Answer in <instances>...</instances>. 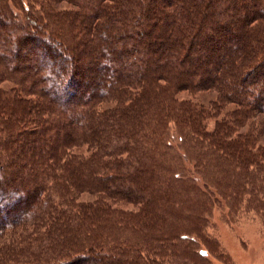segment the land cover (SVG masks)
Listing matches in <instances>:
<instances>
[{
	"label": "trees",
	"instance_id": "16d2710c",
	"mask_svg": "<svg viewBox=\"0 0 264 264\" xmlns=\"http://www.w3.org/2000/svg\"><path fill=\"white\" fill-rule=\"evenodd\" d=\"M4 19L0 264H208L188 234L225 197L264 224V0H0Z\"/></svg>",
	"mask_w": 264,
	"mask_h": 264
},
{
	"label": "rangeland",
	"instance_id": "374dc122",
	"mask_svg": "<svg viewBox=\"0 0 264 264\" xmlns=\"http://www.w3.org/2000/svg\"><path fill=\"white\" fill-rule=\"evenodd\" d=\"M58 7L68 8L71 6L68 3L61 2ZM12 20V19H11ZM3 25L6 26V29L0 32L4 35L12 29H10L14 24L13 21L4 19ZM146 30V29H144ZM148 30V29H147ZM153 30V29H152ZM154 31H156L154 29ZM153 32L148 35L149 38H152ZM144 37L139 38V44L144 43ZM123 43H126L124 41ZM167 42L160 41L159 44L154 47L156 51H163V46L167 45ZM6 44V43H5ZM47 69L51 68L55 71V67L51 62L46 63ZM102 72L100 73L101 76ZM54 78L57 77L58 71H55L53 74ZM191 96L193 99H199L201 101H207L213 95L210 92H199L196 93L197 96L190 95L186 91H181L178 93V98H184L186 96ZM16 126L20 128L19 123L17 122ZM208 126H212V122L208 121ZM177 135V134H176ZM37 139H41L38 134H35ZM32 138V139H36ZM43 138V137H42ZM29 141V139L27 140ZM34 141V146L36 141ZM174 142V140H172ZM33 144V143H29ZM31 146V145H30ZM28 148V147H27ZM24 150L17 149L16 151H8L9 157L17 158V162L23 160L20 158V154ZM11 152V153H10ZM23 154V153H22ZM25 154V152H24ZM140 156V155H137ZM24 161L30 162V159L27 155H24ZM21 164V163H20ZM231 182H234L232 178H229L225 185H232ZM224 188V187H223ZM176 192H179L178 190ZM214 197L221 198L214 194ZM80 199L91 201L92 196L90 194H83L80 196ZM225 201L229 202L228 197L224 198ZM221 205L212 203L208 206L209 215L205 216L206 222L202 227L199 235L188 234L190 239H192L191 250L187 253V256L191 258L193 254H198V249H205L206 254L204 258L207 260L208 264H264V224L263 221L255 214V211L249 207V209L238 208L236 207L235 211H229L225 201L221 199ZM231 202V201H230ZM229 202V203H230ZM140 205L136 206L139 207ZM189 206L185 207L188 208ZM178 208L177 206H175ZM136 210V208H134ZM182 215L186 214V211H181ZM149 217L145 214L144 218ZM225 219V220H224ZM185 234V233H184ZM187 236V235H186Z\"/></svg>",
	"mask_w": 264,
	"mask_h": 264
}]
</instances>
